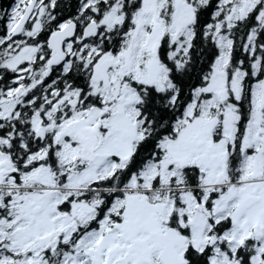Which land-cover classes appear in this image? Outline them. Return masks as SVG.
<instances>
[{
  "label": "snow or ice",
  "instance_id": "1",
  "mask_svg": "<svg viewBox=\"0 0 264 264\" xmlns=\"http://www.w3.org/2000/svg\"><path fill=\"white\" fill-rule=\"evenodd\" d=\"M0 264H264V0L0 9Z\"/></svg>",
  "mask_w": 264,
  "mask_h": 264
},
{
  "label": "trees",
  "instance_id": "2",
  "mask_svg": "<svg viewBox=\"0 0 264 264\" xmlns=\"http://www.w3.org/2000/svg\"><path fill=\"white\" fill-rule=\"evenodd\" d=\"M13 0H0V9H9Z\"/></svg>",
  "mask_w": 264,
  "mask_h": 264
}]
</instances>
